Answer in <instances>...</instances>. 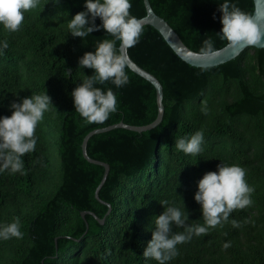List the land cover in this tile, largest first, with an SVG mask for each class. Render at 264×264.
Wrapping results in <instances>:
<instances>
[{
  "label": "trees",
  "instance_id": "16d2710c",
  "mask_svg": "<svg viewBox=\"0 0 264 264\" xmlns=\"http://www.w3.org/2000/svg\"><path fill=\"white\" fill-rule=\"evenodd\" d=\"M149 2L190 50L202 53L206 38L215 42V50L227 45L217 35L223 0ZM234 2L253 14L252 0ZM131 4V15L140 19L146 15L142 0ZM83 10L84 0H40L37 8L25 13L19 31L8 33L0 26V40L9 44L0 54V116L11 115L13 101L45 90L53 104L37 125L35 151L23 157L24 174L0 172V224L19 217L23 233L20 239L0 240V264H145L143 251L152 238L155 216L167 207L160 202L185 207L186 223L202 224L201 206L194 200L197 182L222 162L246 170L245 179L255 189L252 205L230 214L229 221L237 220L239 227L229 222L194 235L177 245L179 254L167 264H264V175L260 173L264 169V49L250 48L218 67L194 68L182 62L156 30L143 27L139 43L128 48V54L162 85L164 116L148 132L116 129L89 140L88 156L110 168L99 192L111 206L105 217L108 208L94 198L104 169L84 160L82 141L89 132L119 122L152 123L157 115L156 92L126 67L127 85L116 88L110 81L95 85L112 88L117 111L103 123L83 121L71 93L94 69L80 68L78 60L94 52L98 41L113 39L103 28L85 38L72 36L68 21ZM96 23H101L99 18ZM119 45L116 41L117 51ZM250 51L254 62L248 59ZM216 82L221 95H230L232 85L235 95L221 104L219 114L225 121L211 126L201 106L206 104L207 89L211 87L209 94L214 95ZM197 130L204 132L200 154L175 148L177 138L190 137ZM53 137H58L57 167L50 152ZM84 211L105 218L104 223L89 215L83 220ZM181 231L173 227V232ZM225 241L231 242L226 250ZM148 264L158 262L149 258Z\"/></svg>",
  "mask_w": 264,
  "mask_h": 264
},
{
  "label": "clouds",
  "instance_id": "9594fccd",
  "mask_svg": "<svg viewBox=\"0 0 264 264\" xmlns=\"http://www.w3.org/2000/svg\"><path fill=\"white\" fill-rule=\"evenodd\" d=\"M40 0H0V26L8 32L19 31L25 13L38 7ZM59 2V0H55ZM131 0H84V10L76 13L68 21L67 28L74 37H88L90 33L101 28L113 39L98 41L95 51L84 53L78 60L80 68L94 69V74L85 76L82 83L73 89L71 96L75 111L85 123H103L110 114L117 111V97L112 88L106 90L95 85L111 82L116 88L129 83L125 56L117 51L116 41L120 47L127 49L139 43L144 31L142 19L130 14ZM222 13V28L217 35L227 41V46L238 51L245 47L258 45L264 40V31L253 15L241 10L234 0H223L219 5ZM99 18L101 23L97 24ZM214 41L206 38L202 42L201 52L215 51ZM9 47L7 39L0 40V54ZM53 107L51 97L46 90L40 94H32L22 101H13L10 116H0V172L7 170L21 175L25 171L23 157L36 149L38 137L35 135L37 125L42 121L44 113ZM201 112L208 113L206 104H202ZM204 132L197 130L190 137L175 140V148L185 154L198 155L203 151ZM246 170L238 164L217 165V170L206 172L197 182L194 200L201 206L202 224L186 223L188 212L180 207L161 201L164 210L155 216V228L152 238L143 251L145 264L154 259L158 264H167L178 254L177 245L191 241L193 236L207 234L217 226L223 227L231 223L239 227L240 223L232 219L230 214L235 209L251 206V194L255 191L246 179ZM181 227L184 231L173 232V227ZM21 221L15 217L12 222L0 224V240L13 237L23 238L20 230ZM231 246L230 241L222 244L223 249Z\"/></svg>",
  "mask_w": 264,
  "mask_h": 264
},
{
  "label": "water",
  "instance_id": "95a60500",
  "mask_svg": "<svg viewBox=\"0 0 264 264\" xmlns=\"http://www.w3.org/2000/svg\"><path fill=\"white\" fill-rule=\"evenodd\" d=\"M145 13L146 15L141 18L143 22V27L149 26L156 30L160 36L163 38L165 43L168 45V47L174 52V54L184 63L188 64L191 67L194 68H214L221 65H224L239 56L243 54L246 50L250 48L254 49H264V40H262L258 45L255 46H248L245 47L242 51H238L232 47H228L227 45L219 50H215L212 53L204 54V53H197L192 50H190L180 39L178 34L173 30V28L161 17H159L155 12L153 11L149 0H142ZM254 5V11H253V17L256 20V22L260 25L261 30L264 31V0H252ZM119 53L123 54L127 60L126 67L135 75L139 76L140 78L144 79L146 82L151 84L156 92V106H157V115L155 120L145 126H131L127 125L123 122H119L118 124L111 125L106 128L102 129H96L91 132H89L83 139L81 144V152L84 160L88 162L89 164L99 166L104 169L102 179L97 186L95 192H94V198L95 200L100 203L103 206H106L108 208V211L105 215L108 216L111 212V206L110 204L106 203L105 201L101 200L99 197V192L101 188L103 187L107 176L109 174V165L90 158L87 154V144L89 140L98 134L108 133L110 131L116 130V129H123L130 132L135 133H144L151 131L155 129L157 126H159L163 120L164 116V105H163V88L160 82L157 80L155 76L150 74L149 72L142 69L140 66H138L136 63H134L128 54V48L124 49L121 48L120 45L118 47ZM92 216L96 221H98L100 224H103L105 221V218L100 220L93 212L90 211H84L81 213V217L83 220H85V216Z\"/></svg>",
  "mask_w": 264,
  "mask_h": 264
},
{
  "label": "rangeland",
  "instance_id": "374dc122",
  "mask_svg": "<svg viewBox=\"0 0 264 264\" xmlns=\"http://www.w3.org/2000/svg\"><path fill=\"white\" fill-rule=\"evenodd\" d=\"M54 22L57 23L59 21L56 20ZM63 28H64V26L62 27V29ZM253 56H254V52L250 51L248 53V59H250L251 62H254ZM69 73H71V71H69ZM216 85L217 86H213L215 89V93L213 96L209 94V92L212 91L211 87L209 89H207V91L204 95V97H206V105L208 107L207 118H211L208 121V124L211 126L216 125L221 121H225L224 117L220 116V114H219L221 104L225 103V102L226 103L231 102L234 98V95H235V86L234 85L231 86L230 95H224V94L221 95L220 89H219V82H216ZM188 106H190V105L187 104L186 108H189ZM57 138L58 137H53L50 139V152H51V155L53 156V166H55V167H57L59 164V160H58V156H57ZM255 166L256 165L254 164L251 166V168L255 167ZM260 173H262L264 175V169L260 170Z\"/></svg>",
  "mask_w": 264,
  "mask_h": 264
}]
</instances>
